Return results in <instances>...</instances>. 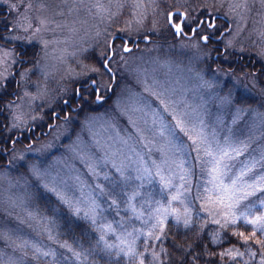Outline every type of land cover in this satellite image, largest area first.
Masks as SVG:
<instances>
[{"label":"rangeland","instance_id":"obj_1","mask_svg":"<svg viewBox=\"0 0 264 264\" xmlns=\"http://www.w3.org/2000/svg\"><path fill=\"white\" fill-rule=\"evenodd\" d=\"M0 8V143L9 141L0 147V264H159L161 229L194 214L213 232L248 226L241 232L245 253L238 255L264 264L260 227L244 219L223 227L226 210L201 198L212 195L204 191L211 187L208 170L222 151L232 157L224 158L232 172L247 165L249 182L264 176V80L222 64L234 53L264 65V0H0ZM174 9L186 13L187 29L203 10L224 17L225 55L215 59L200 35H169L167 14ZM116 35L128 46L149 41L129 53L114 43L109 67L116 83L105 102L111 80L103 62ZM18 53L28 62L19 65ZM89 79L105 98L93 103L94 112L55 120L44 137L33 138L29 130L44 109L51 114L66 87ZM257 197L264 192L237 213L264 214ZM50 198L52 205L40 202ZM250 203L256 207L248 215ZM157 208L170 214L158 215ZM62 215L90 226L91 247L62 241Z\"/></svg>","mask_w":264,"mask_h":264},{"label":"trees","instance_id":"obj_2","mask_svg":"<svg viewBox=\"0 0 264 264\" xmlns=\"http://www.w3.org/2000/svg\"><path fill=\"white\" fill-rule=\"evenodd\" d=\"M202 17L211 16L204 10L193 14L189 26H193ZM185 30L188 29L185 28ZM222 64L224 67L231 68L232 71L246 72L249 75H256L259 81L264 80V65L259 64V61L253 57L242 58L231 53V61L226 65L225 62ZM41 201L52 205L54 200L50 198L48 201L44 199ZM60 225L63 242L76 248L78 245L84 247L83 249L91 247L93 231L87 223L62 215ZM247 227L238 223L236 226L213 232L214 225L197 214H194L187 224L169 220L156 247L160 250L159 264H258L256 258L241 259L238 255V253H245V250L240 247L242 236L240 237L239 233ZM222 253L227 254L221 255Z\"/></svg>","mask_w":264,"mask_h":264},{"label":"snow or ice","instance_id":"obj_3","mask_svg":"<svg viewBox=\"0 0 264 264\" xmlns=\"http://www.w3.org/2000/svg\"><path fill=\"white\" fill-rule=\"evenodd\" d=\"M176 27L177 32H179V25H177ZM209 27H212V25L209 24ZM204 39L207 40L208 37H204ZM125 50L127 51V49ZM9 55L10 53H4V58L7 59ZM234 151H236L237 155L240 154L239 150L234 149ZM206 154L210 156L212 155L211 152H208ZM224 158L232 159V157H230L226 151L221 152V156L219 159L213 156V166L208 170V175L211 178L207 181V183L211 185V187H205L204 190L205 193H211L212 195L201 198H206L209 203L215 204L218 209L226 210L222 213L225 220V223L222 225L223 227H226L228 224H235L238 219H244L248 224L259 226L260 231L264 233V224L260 223L261 221H264V214L255 216L252 219H245L244 212L237 213L238 208L244 201L249 200V197L256 196L258 192H264V176H259L249 182L246 177H248L249 173H251V167L245 165L239 170L237 174L235 172H232L231 166L224 162ZM161 181L164 183L165 188L169 187V182L166 181L163 176H161ZM136 195H139V193H135L129 199H134ZM181 195L183 194L178 193L177 195L172 196V201L180 199ZM257 198L260 199L259 197ZM260 206H264V199H260ZM244 207L248 215H251L252 208L256 207V205L250 203V205H244ZM131 210L135 214V208L132 207ZM205 210L207 211L208 209L206 208ZM156 213L158 215L161 213L165 215L170 214L168 212V209L161 208H157ZM209 214L213 216V222L217 224L221 223L220 220L215 219V216L220 214L218 211L212 210ZM229 217L231 218L229 219ZM160 223H162V221H160ZM187 223L188 221L185 220V224ZM108 227L110 229L111 225H109ZM153 227H155V225H153ZM161 231H163V229H161ZM128 235L131 236L132 234L128 233ZM239 235L243 236L244 234L239 233ZM253 235H255V232H253ZM101 239H103V237H101ZM157 239H160V237L158 236ZM245 241H247V237H245ZM225 254L227 253H222L221 255Z\"/></svg>","mask_w":264,"mask_h":264},{"label":"flooded vegetation","instance_id":"obj_4","mask_svg":"<svg viewBox=\"0 0 264 264\" xmlns=\"http://www.w3.org/2000/svg\"><path fill=\"white\" fill-rule=\"evenodd\" d=\"M5 11H6L5 13H7V10ZM2 12H3V8H0V23H2V21L4 20L2 16ZM201 19H204V17L199 18L196 21V23L192 27H190V29L187 30L188 34L191 33V30L195 26L199 25ZM218 21L222 22V24H224V27L226 25V28H224L221 31L216 29L217 27L216 23ZM218 21H215L213 27H209V24L212 25V23L206 24L204 20L199 30L195 32L194 37L192 38L194 39L196 36L199 37V35L200 37L202 36L208 37L207 46H209L212 50L215 51V53H217L215 54L216 56L215 59H218V56L222 57V55H225V50L223 48L221 49L220 46H218L219 44L214 42V38L218 37L223 31H225L228 28V25L226 24L224 20H218ZM1 31H2V27L0 25V34H3ZM116 41L122 42L123 45L125 44L124 40H122L121 38L117 39ZM140 42H142V39L136 38L133 40L130 46H128L129 42L127 41V46L131 47V51L136 50L138 48V43ZM22 56H23L22 53L17 54V59L21 61L19 65H23L24 63L28 62V60L25 59L24 56H23L24 58ZM110 80H111V77H110ZM91 81H94V80L89 79L85 82L82 81V82L77 83L76 85H71L70 87H66V92L68 93L66 98L63 99L62 102L57 103L55 107V111H53L51 114H50L49 109L48 110L44 109L45 111H43V114H42L43 116L41 118L40 123L38 122L37 124L33 125V127H31V129L29 130L31 136L35 139L39 137H44L46 133L51 129V127L54 126L53 123L55 120L66 121L70 117V115L73 116L77 114L80 115V113H85V112H94L95 107L93 106V103L96 102L97 95H96L95 90L91 86H88V84H90ZM115 82L114 83L111 82V83L115 84ZM14 89H15V86H14ZM112 89H113L112 87L108 88V93H107L108 95H107L106 100H108V98L112 96V93H111ZM71 92L72 94L70 95ZM101 96L102 95H100V91H99L98 97H101ZM101 98L102 100L105 99V98L103 99V97ZM0 127H1V124H0ZM2 133H3L2 130H0V139L3 137ZM36 134L38 135L37 137H36ZM17 140L21 141V139H18V138ZM0 147L2 146L0 145ZM2 155L3 153L0 151V160H2L3 158Z\"/></svg>","mask_w":264,"mask_h":264},{"label":"water","instance_id":"obj_5","mask_svg":"<svg viewBox=\"0 0 264 264\" xmlns=\"http://www.w3.org/2000/svg\"><path fill=\"white\" fill-rule=\"evenodd\" d=\"M175 16L179 17V21H178L177 23H174V21H173V19H174ZM185 18H186V14H185L183 11H181V10H173V11H171V12L167 15V22H168V25H169V27L171 28V30H172V32H173V34H174V36H175L176 38H179L181 35H183L184 37H186V38H188V39L192 38L193 35H194V32L200 28V26H201L203 20H205V23H206V24H208L209 21H211V22H212V27L214 26V22H215L216 19H222V20H225V18L222 17V16H214V17L211 18V20H209L208 18H205V19H203V20L200 21L199 25L195 26V27L191 30V33H190L189 35H186V34H184V32H183V28H182V25H183V23H184V21H185ZM177 25H179V28H180V31H179V32H177V27H176ZM228 25H229V23H228ZM229 30H230V27H229L225 32H223V33H222V34L216 39V41H220V40L222 39V36H223L226 32H228ZM204 37H206V36H202L201 39H200L202 44H206V43H207V40H205ZM114 39H115V38H113V39L111 40L110 44H109V55H108V58L106 59V61L104 62V68H105V69L111 74V76H112V81H114V77H113V73H112V71H111V70L109 69V67H108V63H109V61H110V59H111V57H112V43H113ZM144 41H145V42H148V38H145ZM125 49H127V51H126ZM129 51H130V48H127V47H126V41H125V47H124L123 52H124V53H127V52H129ZM88 85H89V86H92V87L95 89L96 94H98V90L96 89V84H95L94 82H91V83L88 84ZM100 101H101V99H98V100H97V103H99Z\"/></svg>","mask_w":264,"mask_h":264},{"label":"bare ground","instance_id":"obj_6","mask_svg":"<svg viewBox=\"0 0 264 264\" xmlns=\"http://www.w3.org/2000/svg\"><path fill=\"white\" fill-rule=\"evenodd\" d=\"M9 140H10V139H9ZM3 143H4V142L0 143V145L6 147V146L9 144V141H8V144H7L6 146H5ZM8 147H9V145H8ZM8 147H7V148H8ZM9 149H10V148H9Z\"/></svg>","mask_w":264,"mask_h":264}]
</instances>
